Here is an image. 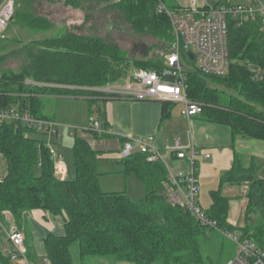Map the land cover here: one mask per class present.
I'll return each mask as SVG.
<instances>
[{
  "label": "trees",
  "instance_id": "1",
  "mask_svg": "<svg viewBox=\"0 0 264 264\" xmlns=\"http://www.w3.org/2000/svg\"><path fill=\"white\" fill-rule=\"evenodd\" d=\"M160 1L164 3L163 0H64V5L83 8L86 20L90 12L100 9L111 13L108 18L115 14L137 36L151 41L137 40L154 49V56L148 61H134L119 46L100 37L55 31L49 37L24 42L19 69L1 72L0 106H15L46 118L41 114L44 96L98 93L45 83L95 87L123 82L133 67L159 71L174 39L169 19L157 11ZM13 22L43 31L52 27L45 19L29 16L21 5L15 7L8 26ZM227 42L230 60L227 74L204 75L189 68L188 96L203 105L200 114L207 120L229 126L234 135L264 141V82L253 81L246 65L240 63L249 60L264 64V31L258 21L240 28L228 18ZM212 81L231 90L223 103L218 92L224 90ZM166 112L164 104L163 113ZM100 122L106 129L105 123ZM30 132L36 133L19 124H0V156L5 162V174L0 177V214L9 212L19 225L21 215L32 210L61 216L64 234L48 233L43 241L44 255L51 264H82L72 258L73 245L80 258L108 256L132 264H203L197 237L207 226L168 199L166 169L161 162H147L139 152L120 158L123 173L135 175L145 189L142 198L133 200L125 191L100 189L99 153L83 138L75 136L72 147L75 176L60 179L54 174L53 157L45 137ZM257 168L253 164L242 166L237 156L222 176V182L248 184L240 236L264 247V178L257 176ZM204 212L219 230H232L227 222L228 198L219 189L212 192V203ZM26 249L30 258H36L27 243ZM0 264H8L1 252Z\"/></svg>",
  "mask_w": 264,
  "mask_h": 264
},
{
  "label": "built area",
  "instance_id": "2",
  "mask_svg": "<svg viewBox=\"0 0 264 264\" xmlns=\"http://www.w3.org/2000/svg\"><path fill=\"white\" fill-rule=\"evenodd\" d=\"M15 0L0 2V38L6 35L10 20L14 15ZM157 11L169 19L173 43L171 51L164 56L163 66L159 71L142 67H133L129 77L122 83H110L103 86L81 87L65 84L45 83L66 89L93 91L106 97H126L135 100H158L182 103L181 114L190 118L200 114L203 105L188 96L187 70H194L212 76H224L229 69V49L227 42L228 18L234 20L237 27L252 21H258L264 31V0H211L205 6L168 8L163 2L157 5ZM190 51L194 59L186 53ZM183 54L185 56H183ZM253 81L264 82V64L247 60L244 63ZM27 84L36 83L26 81ZM42 84V83H37ZM8 122L22 125L40 133L46 139L53 157L54 174L60 179L67 176L64 162L56 159L52 149L58 134L57 124L50 118L36 116L17 107L0 106V124ZM87 130L104 133L106 129L93 116L89 117ZM176 159L187 163L185 172L171 171L166 167L162 151L155 145L154 136L132 137L124 141L119 158L133 152L142 153L147 162H161L166 169V192L171 202L188 210L202 225L217 228L216 222L207 217L199 206L200 184L198 179L197 158L209 157L195 146H181L178 141L170 148ZM6 219L12 215L7 212ZM1 225V222H0ZM218 229V228H217ZM237 245L236 254L226 264H264V247L248 237L223 232ZM7 244L2 255L8 264H51L45 255L30 258L25 246V235L17 226L7 231Z\"/></svg>",
  "mask_w": 264,
  "mask_h": 264
},
{
  "label": "crops",
  "instance_id": "3",
  "mask_svg": "<svg viewBox=\"0 0 264 264\" xmlns=\"http://www.w3.org/2000/svg\"><path fill=\"white\" fill-rule=\"evenodd\" d=\"M163 1L165 6L170 9L211 4V0ZM64 98L85 102V107H82L84 118L88 113L87 120L88 117L93 116L105 123L106 132L102 134L84 129L76 136L83 138L93 150L99 153L98 167L99 164H104L105 159L114 160L116 166L112 173L119 174L114 175V177L124 175L125 178H128L127 181L132 180L131 184L127 183L125 190L122 188L117 190L125 191L132 199L136 197L135 195H142V189L138 185L139 189L136 194L133 189L130 190V187L133 188V185L135 186L137 183L133 181L135 179H131L133 174H124L122 170L123 165L120 162L119 151L127 139L153 135L155 145L163 153L166 167L175 172H185L187 170L186 161L176 159L174 153L170 150L175 141H178L181 146L193 145L200 152L208 153L209 157L207 158L201 155L197 158L200 184L199 203L202 202L205 207L209 208L212 203V192L219 189L221 194L228 198L227 222L232 227L230 232L241 235L240 229L245 222L244 211L247 204L248 184L231 181L222 182V176L231 168L238 156L241 158L242 166L248 167L251 164L257 166V176L264 178L263 140L234 135L229 126L209 121L202 114L186 118L181 114L182 103L106 97L90 93L65 96ZM92 101L93 104L91 105ZM164 104L167 107L165 114L163 113ZM174 105L175 107H173ZM53 118V121H57L56 118ZM84 118L81 120L82 125H85L86 122ZM60 122L65 123L61 120ZM58 157L62 160L60 156ZM103 169H100V171L105 173ZM4 174L5 171L0 174V177ZM5 213L7 212L4 211L0 214L1 254V250L8 246L7 231L14 226L23 230L26 237L25 246L26 243L27 245L31 243L36 257L45 254L43 241L48 233L56 236L64 234L63 218L61 216L54 217L41 210H32L21 215L19 225L13 216L9 220L6 219ZM108 258H110L108 260H112L110 264H120V261H115L112 257Z\"/></svg>",
  "mask_w": 264,
  "mask_h": 264
},
{
  "label": "rangeland",
  "instance_id": "4",
  "mask_svg": "<svg viewBox=\"0 0 264 264\" xmlns=\"http://www.w3.org/2000/svg\"><path fill=\"white\" fill-rule=\"evenodd\" d=\"M19 5L28 11L29 16L45 19L51 24L52 27L46 31H43L38 30V27H29L28 24L21 26L13 22L11 25H9L1 44L3 46V50L0 60V74L3 70L16 72L19 69L21 63V45L24 42L33 39L49 37L55 33V31L75 33L85 36H97L104 39L105 41L116 44L120 49L126 52L137 40L151 42L150 40L143 38V36H137L121 21H118V16L115 17V14L111 16V18H108V15H111V13L103 11L102 9L90 12L91 16L86 20V13L83 11V8H74L72 6L64 5V0H16L15 7L17 8ZM105 15H107V17ZM113 18L114 20H112ZM110 20H112V22H110ZM183 56L185 55L183 54ZM240 63L244 64L245 61L242 60ZM212 83H214L216 87L224 90H220L222 92H218L220 100L223 103V100L228 98L227 92L230 93L231 90H228L219 82L212 81ZM65 96H71V94L61 96H44L42 98L43 107L41 109V114L50 119H52L54 116V118L57 120L54 122L57 124L59 136L53 140V142L55 141V144L53 145L52 149L55 151L56 159H59L58 156H60L66 165V174L69 178L75 176L72 151L74 138L76 134L86 129L89 117L87 120L88 113L86 114L85 118L84 113H82V107H85V102H80L71 98H64ZM173 107H175V105ZM83 118L86 121L85 125L81 124V120ZM60 120L65 123L60 122ZM29 134L39 136L34 132H30ZM115 166V161L111 159H105L103 165L99 164V171L100 169L104 168L103 172H105L102 173L100 171L101 175L99 176V186L102 191H117L120 188L125 190L127 183L129 182V184H131L132 180L127 181L128 178H125L124 175L117 176V178L114 177V175H119L112 173ZM4 171V161L0 157V174ZM131 177V179H135L133 181L137 184H135V186L133 185V188L130 187V190L133 189L134 193L136 194L139 189L138 185L142 189V195H135L136 197L133 198V200H137L144 196L145 189L139 180H137L135 175H132ZM199 206L203 211L208 208L205 207V204L202 202L199 203ZM223 232L226 231L207 227L199 233L197 239L203 264H226L227 261L236 254V243ZM227 232L233 234V232ZM29 245L31 249H33L31 243ZM71 252L73 260L82 264L112 263L110 262L112 260H108L110 259L108 257L88 256L80 258L77 253L76 245L72 246ZM120 264L124 263L120 262Z\"/></svg>",
  "mask_w": 264,
  "mask_h": 264
},
{
  "label": "water",
  "instance_id": "5",
  "mask_svg": "<svg viewBox=\"0 0 264 264\" xmlns=\"http://www.w3.org/2000/svg\"><path fill=\"white\" fill-rule=\"evenodd\" d=\"M155 50L149 49V46L144 41H137L132 44L131 48L127 51V57L134 61H148L154 56ZM190 60L194 59V55L188 51L186 53Z\"/></svg>",
  "mask_w": 264,
  "mask_h": 264
}]
</instances>
